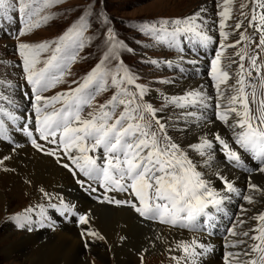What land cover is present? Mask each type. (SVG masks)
I'll return each mask as SVG.
<instances>
[{
    "label": "snow or ice",
    "instance_id": "snow-or-ice-1",
    "mask_svg": "<svg viewBox=\"0 0 264 264\" xmlns=\"http://www.w3.org/2000/svg\"><path fill=\"white\" fill-rule=\"evenodd\" d=\"M60 2L0 0V20L16 18L21 25L16 33L19 41L16 50L35 103L32 105L34 119L25 117L19 130L30 138L32 148L54 157L74 176L82 174L87 181L102 188L105 194L102 199L97 197L100 202L128 206L144 219L190 230L206 224L205 218L210 217L211 209H219L225 199H230L216 190L211 178L206 176L205 169L211 167L217 151L234 168L247 170V158L257 161L256 169L264 173V65L257 63L260 52L264 51V0H244L239 6V17L232 24L228 21L233 18L235 0H219L216 13L219 19L215 23L221 40L210 69L215 95H209L201 85L180 95L163 96L160 108L146 100L148 90L137 83L120 59L118 50L122 45L112 27L105 29L107 51L81 80L72 82L75 87L53 96L42 95L65 82L69 65L84 47V32L88 28L87 17L81 16L52 43L20 40L47 24L52 17L41 13ZM206 11L201 7L185 17L160 18L144 24L140 31L156 43L180 52L184 51L181 47L184 41L206 46L212 42L205 31L208 21L202 13ZM236 33L238 38L229 43L230 34ZM227 49L235 50L232 56H225ZM45 53L48 55L44 56ZM253 72L259 77L258 83L254 82L257 78ZM105 92H111L109 98L103 103H94ZM12 103L0 94V142L10 141L8 122L21 119L6 106ZM86 108L91 110L85 114ZM165 108L179 110L177 116L170 118L171 124L160 115ZM209 108H214V119L207 116ZM217 122L222 131H201L195 142H181L176 138L181 132L187 135L189 125L203 129ZM9 159L11 156H0V165ZM214 176L221 182L225 194L235 193L249 204L255 202L253 196L241 195L222 173L215 172ZM77 183L89 194L98 191L92 183L82 180ZM248 190L264 195V189L250 181ZM40 191L52 199L43 189ZM111 192L124 193L132 199H116L107 195ZM39 207L43 214L44 206ZM49 207L61 214L75 215L72 206L63 199L59 206L50 204ZM12 219L19 227L33 231L28 226L27 215ZM251 219L256 223L248 230H237L247 223L244 219L228 229L231 239L226 240V247L232 250L224 253L223 264H264V212ZM78 223L88 224L89 217L79 215ZM45 226L40 223V227ZM80 235L104 239L90 229L81 230ZM176 248L183 253L172 257L176 264H198V258L211 251L195 238L180 241Z\"/></svg>",
    "mask_w": 264,
    "mask_h": 264
},
{
    "label": "bare ground",
    "instance_id": "bare-ground-1",
    "mask_svg": "<svg viewBox=\"0 0 264 264\" xmlns=\"http://www.w3.org/2000/svg\"><path fill=\"white\" fill-rule=\"evenodd\" d=\"M231 21H228V23L231 24ZM205 30L210 35L209 33L213 32L214 28L207 24ZM201 85L204 86L209 95H215V93H212L213 87L207 86V82L189 81V79H182L179 84L175 82L167 83L165 91L159 93V95L162 97L165 95H180ZM8 87L2 86L1 94L7 96L15 93ZM13 98L17 99V96H13ZM211 109L214 110V108ZM166 110L169 111L168 108ZM160 115L165 119L167 112L160 113ZM207 116H210L209 112ZM211 117L214 119L212 115ZM209 129L222 131V126L217 123L202 129L200 127L192 128L189 125L187 135L181 132L178 137L181 142H195V138L201 131H208ZM13 149L0 143V156H11V159L5 161L4 165H0L3 171L0 174V219L5 212L2 208L7 207L11 196L22 194L28 197L31 202L40 203L43 199L48 198L40 191L43 189L53 200L63 199L65 203L75 206L80 212H86L89 223L79 228L72 226V222L70 224L62 223L57 225L56 229L42 227L44 229L38 231L33 229L26 235L12 233L7 226L6 231L9 230V234L3 235L6 238L14 237L15 239L12 243L3 247L6 257H11L14 253H17L24 258L27 264H87L86 253L90 252V258L94 259L96 264H108V259L111 256L116 264H131L137 260L136 254H144L148 258H156L155 256H159L160 253L164 252L173 256H182L183 253L176 248L177 243L180 241L187 242L195 238L211 249V251L198 258V264H223V255L230 250L226 247V240L230 238L205 236L201 232L207 230L208 225H198L199 227L187 230V232L180 231L179 228H168L167 224L161 223L160 226H156L143 223L126 208L93 204L76 191L69 175L56 167L46 155L37 154L28 146L15 148V151ZM215 156L216 158L211 167L205 169V172L206 176L211 178V183L216 190L221 191L222 195H227L222 190L221 182L214 176L215 172H220L233 182L242 194L254 195V198L259 199L261 193L249 191L247 187L250 181L252 184L264 189V173L258 171L250 176L237 173L226 167L217 153ZM5 168L9 170L6 171ZM262 202L264 204V200ZM237 207H239L238 204ZM242 208L246 209V206L242 205ZM230 209L233 212L232 206H230ZM241 209L237 212L239 220H247L242 218L243 213L246 212H242ZM26 213L24 211L22 214ZM22 214L20 215L23 216ZM12 218L11 221L19 225ZM56 222L57 224L61 223L60 220ZM222 222L223 220L220 219L215 221L217 224H222ZM255 223L253 222V226ZM28 226L33 225L28 223ZM34 227H38V225L34 224ZM88 229L99 232L104 239L99 240L92 237L82 239L81 230ZM81 240L87 241V247H85V242L83 243ZM28 246H30V250L27 249Z\"/></svg>",
    "mask_w": 264,
    "mask_h": 264
},
{
    "label": "rangeland",
    "instance_id": "rangeland-1",
    "mask_svg": "<svg viewBox=\"0 0 264 264\" xmlns=\"http://www.w3.org/2000/svg\"><path fill=\"white\" fill-rule=\"evenodd\" d=\"M218 2L219 0H61L60 3L53 4L50 8L45 9L44 12L41 13V15H50L52 17L47 24L34 30L31 34L21 37L20 40L26 43L45 41L52 43L57 41L81 16L87 17L88 28L84 32V47L79 50L76 61L69 65L68 72L64 77L65 82L43 93L44 96H53L57 92L68 90L69 87H75L76 85L72 82L81 80L85 74L99 62L109 47L105 29L106 27H112L117 40L122 45L118 50L120 59L123 60L124 65L136 77L137 83L143 85L148 90L146 100L152 103L154 107L158 108V101L154 98L160 97L159 93L165 91L167 83L164 81H175L171 80L173 73L170 72L169 69L165 71L162 68V60L151 59V57L165 59L171 55V50L168 51L158 44H154V40L144 35L140 29L144 24L155 22L160 18L188 16L201 7L207 9L202 15L207 19L208 25L214 28L218 25L215 22L219 19L216 14L219 9L214 11ZM242 2H244V0H235L231 24L234 23L236 17L239 16V6ZM104 17H107L106 21H104ZM1 22H13L14 31L6 35V32L0 30V94L3 90L2 86H9L8 88L11 89V85H15L11 90L17 92L8 94L6 97L13 103L20 104V100L13 98V96L19 98L18 95L31 92V88L24 78L25 74L20 66V57L16 50V45L19 42L16 38V33L21 25L16 18L7 21L2 20ZM228 30L231 31L230 29ZM212 33H218V28H214ZM235 39V35L230 34L228 42L231 43ZM228 53L227 51L224 53L226 57L229 54L231 55V53ZM43 55L47 56L48 53ZM153 60L157 61V63H151ZM112 63L114 64L115 61ZM225 63L227 62L225 61ZM229 83H233V81ZM177 84H179V82ZM17 86L18 90H16ZM209 87L211 88V85ZM212 93H214V90H212ZM110 95L111 92H105L100 95L97 104L103 103ZM6 106L10 108V105ZM22 108L24 113L29 112L34 115V112L29 111L32 110V107L26 101H24V106H22ZM90 110L91 109H89V111ZM165 110L166 108L162 112H167L165 120L170 118L171 113L175 116L179 114L177 110ZM176 138L180 140L178 136ZM1 172L3 171L0 166V174ZM254 200L255 202L252 204H249L247 201L242 204L246 206L245 210H247L244 211L246 213H243L244 215H242V218L248 220L243 226V230H248L250 227L252 228L253 222L255 221L251 218L259 212H264V204L262 202L264 200V195L260 194L259 199L256 197ZM8 201L10 203L8 202L7 207L2 208L5 212L0 219V264H27L20 254L14 253L11 257L5 256L3 247L12 243L15 239L14 237L6 238L4 236L9 234V230L6 231L7 226L11 229L12 233L22 235L28 234L29 231L20 230L18 226L11 221V218L18 214H22L27 209L33 210L34 207L47 205L49 201H53V199L49 200L45 198L40 203H33L28 197L22 194H15L11 196ZM27 249L30 250V246H28ZM85 251L87 252L86 248ZM89 254L90 252L86 253V259L88 260L87 264H96L95 260L91 259ZM135 257L137 260L131 264H176V261L172 259L173 255L165 252L160 253L159 256H155L156 258H148L144 256V254H136ZM141 257H143L142 260ZM108 264H116L112 256L109 257Z\"/></svg>",
    "mask_w": 264,
    "mask_h": 264
}]
</instances>
